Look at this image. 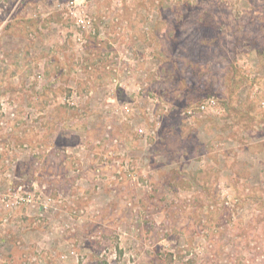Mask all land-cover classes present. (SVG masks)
Returning <instances> with one entry per match:
<instances>
[{
  "label": "rangeland",
  "instance_id": "1",
  "mask_svg": "<svg viewBox=\"0 0 264 264\" xmlns=\"http://www.w3.org/2000/svg\"><path fill=\"white\" fill-rule=\"evenodd\" d=\"M0 0V264H264V0Z\"/></svg>",
  "mask_w": 264,
  "mask_h": 264
},
{
  "label": "built area",
  "instance_id": "2",
  "mask_svg": "<svg viewBox=\"0 0 264 264\" xmlns=\"http://www.w3.org/2000/svg\"><path fill=\"white\" fill-rule=\"evenodd\" d=\"M84 0H81V2H83ZM81 2H79V0H70L69 3H68V6L71 8V10L73 11V14L75 16H77V22L81 25H88L89 27H91V20L90 19H87L85 17H82L81 15H78L77 11L75 8L77 7V5H79ZM75 10V11H74Z\"/></svg>",
  "mask_w": 264,
  "mask_h": 264
}]
</instances>
